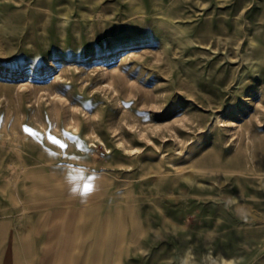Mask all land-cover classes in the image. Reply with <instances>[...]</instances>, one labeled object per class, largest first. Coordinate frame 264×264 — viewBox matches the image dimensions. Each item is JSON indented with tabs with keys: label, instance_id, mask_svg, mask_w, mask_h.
<instances>
[{
	"label": "rangeland",
	"instance_id": "obj_1",
	"mask_svg": "<svg viewBox=\"0 0 264 264\" xmlns=\"http://www.w3.org/2000/svg\"><path fill=\"white\" fill-rule=\"evenodd\" d=\"M77 225L264 264V0H0V264Z\"/></svg>",
	"mask_w": 264,
	"mask_h": 264
},
{
	"label": "bare ground",
	"instance_id": "obj_2",
	"mask_svg": "<svg viewBox=\"0 0 264 264\" xmlns=\"http://www.w3.org/2000/svg\"><path fill=\"white\" fill-rule=\"evenodd\" d=\"M51 224V223H50ZM43 234V233H42ZM25 237H27L25 235ZM32 237V236H31ZM25 240L21 248V261L22 264H35V258L37 253L35 252V239L31 238ZM124 234L113 237V244L116 248V252H109L106 257L108 260L106 264H123V258L121 257V246L124 242ZM105 236L98 237L97 235L90 241L88 246L87 239H82L79 225L76 226L74 232L66 234L64 232L50 233L42 238V244L44 247L45 255L41 257V264H97L96 260L104 259L98 247L104 242ZM98 245L95 249L93 245ZM88 246V247H86ZM40 253V252H39ZM20 258V257H19ZM38 258V257H37ZM105 264V262H103ZM230 262L223 258V264H229ZM38 264V263H37Z\"/></svg>",
	"mask_w": 264,
	"mask_h": 264
},
{
	"label": "snow or ice",
	"instance_id": "obj_3",
	"mask_svg": "<svg viewBox=\"0 0 264 264\" xmlns=\"http://www.w3.org/2000/svg\"><path fill=\"white\" fill-rule=\"evenodd\" d=\"M53 143H58V141L53 140ZM61 147H64V145H61ZM86 191H91V189H86Z\"/></svg>",
	"mask_w": 264,
	"mask_h": 264
}]
</instances>
